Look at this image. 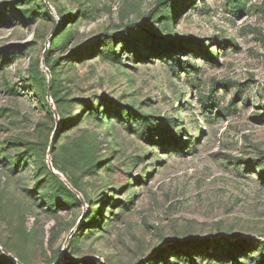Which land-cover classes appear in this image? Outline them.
<instances>
[{
  "label": "rangeland",
  "instance_id": "obj_1",
  "mask_svg": "<svg viewBox=\"0 0 264 264\" xmlns=\"http://www.w3.org/2000/svg\"><path fill=\"white\" fill-rule=\"evenodd\" d=\"M0 264H264V0H0Z\"/></svg>",
  "mask_w": 264,
  "mask_h": 264
},
{
  "label": "water",
  "instance_id": "obj_2",
  "mask_svg": "<svg viewBox=\"0 0 264 264\" xmlns=\"http://www.w3.org/2000/svg\"><path fill=\"white\" fill-rule=\"evenodd\" d=\"M47 6H48V8H50L49 7V5H48V3H47ZM45 57V56H44ZM43 65L45 66V62H44V58H43ZM46 71H47V74H50V76H51V73H50V71H49V69L48 68H46ZM51 85H52V78L50 77L49 78V80H48V86H49V92H48V98H49V100L51 99V94H50V88H51ZM51 107H52V110H53V112H54V114H55V116L57 115V112H56V109L54 108V105H51ZM57 132L55 133V135L53 136V138H52V142H51V144H50V148H49V154H48V156H49V160L51 159V156H52V154H53V151H54V147H55V144H56V141H57ZM49 168H50V170L54 173V174H56V175H59V177H61L62 178V180L65 182V184L75 193V194H77L78 196L80 195V193L76 190V189H74L72 186H71V184L67 181V180H65L64 178H63V176L61 175V174H59V173H56L55 172V170H54V168H53V166H52V164L50 163L49 164Z\"/></svg>",
  "mask_w": 264,
  "mask_h": 264
},
{
  "label": "trees",
  "instance_id": "obj_3",
  "mask_svg": "<svg viewBox=\"0 0 264 264\" xmlns=\"http://www.w3.org/2000/svg\"><path fill=\"white\" fill-rule=\"evenodd\" d=\"M46 64H47V67L49 69V71L51 72V69H50V66H48V60L46 61ZM184 65H187V63H183ZM51 76H52V73H51ZM53 81V80H52Z\"/></svg>",
  "mask_w": 264,
  "mask_h": 264
}]
</instances>
